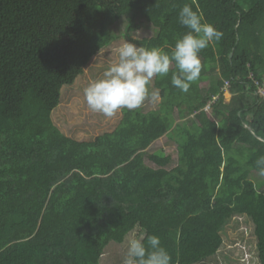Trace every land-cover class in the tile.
<instances>
[{
    "label": "trees",
    "instance_id": "trees-1",
    "mask_svg": "<svg viewBox=\"0 0 264 264\" xmlns=\"http://www.w3.org/2000/svg\"><path fill=\"white\" fill-rule=\"evenodd\" d=\"M186 4L223 32L188 91L172 85L173 66L154 79L158 109H123L91 141L62 132V90L113 44L110 28L127 16L137 31L140 15L157 33L131 41L170 53L188 31ZM263 85L264 0H0V264H101L136 228L145 243L160 238L171 264H201L235 215L254 223L264 264V189L250 178L264 156ZM165 136L174 167L148 153Z\"/></svg>",
    "mask_w": 264,
    "mask_h": 264
},
{
    "label": "clouds",
    "instance_id": "clouds-1",
    "mask_svg": "<svg viewBox=\"0 0 264 264\" xmlns=\"http://www.w3.org/2000/svg\"><path fill=\"white\" fill-rule=\"evenodd\" d=\"M180 24L186 31L179 37L171 52L158 47L145 48L125 42L118 48V60L84 89L89 110L107 118L122 109H139L151 97L159 98L158 91H150L154 77H163L175 68L171 83L182 92L200 77L202 64L199 53L210 43L218 42L223 32L204 20L190 5H184L179 13ZM260 175H264V156L256 161ZM121 264H171V256L156 235L127 237V248Z\"/></svg>",
    "mask_w": 264,
    "mask_h": 264
},
{
    "label": "rangeland",
    "instance_id": "rangeland-1",
    "mask_svg": "<svg viewBox=\"0 0 264 264\" xmlns=\"http://www.w3.org/2000/svg\"><path fill=\"white\" fill-rule=\"evenodd\" d=\"M135 24L139 28L137 31H130V33L128 32L129 19L127 16L114 24L110 28L116 38L113 44L93 58L84 74L76 80L74 85L63 88L62 102L53 111L52 118L66 135L81 141H91L104 132L113 131L120 123L123 109L111 118L94 113L88 109L83 92L90 82L102 78L106 69L118 60V48L123 43L128 41L133 43L132 39L152 37L157 33L155 27L140 15H135ZM215 77H219V74H216ZM154 79L155 77L150 84V91H158L154 87ZM231 97V94H227L225 100L230 101ZM160 101V94L155 101L149 97L140 108L144 111L158 109ZM158 151H164L172 156L173 161L169 167H174L177 164V144L168 136L159 139L148 149V153ZM148 163L152 165L149 160ZM250 178L255 182L258 190L264 189V176L253 171ZM139 232L140 229L136 228L127 237L132 234L138 236ZM221 234L224 242L220 250L214 257L201 264H260L255 226L250 217L235 215L225 224ZM127 237L123 243L111 242L109 244L101 259V264H121L127 248Z\"/></svg>",
    "mask_w": 264,
    "mask_h": 264
},
{
    "label": "built area",
    "instance_id": "built-area-1",
    "mask_svg": "<svg viewBox=\"0 0 264 264\" xmlns=\"http://www.w3.org/2000/svg\"><path fill=\"white\" fill-rule=\"evenodd\" d=\"M257 84H259V82H257ZM260 85V84H259ZM230 88H231V84H230V82L229 81H226L225 82V86H224V96H226L227 94H231V92H230ZM259 93L261 94V95H264V85L263 86H260L259 87ZM232 95V94H231ZM206 110H210V107H209V105H207L206 106V108H205Z\"/></svg>",
    "mask_w": 264,
    "mask_h": 264
}]
</instances>
